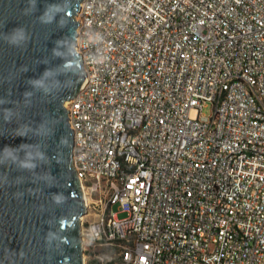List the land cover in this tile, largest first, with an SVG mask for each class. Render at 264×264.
<instances>
[{
  "label": "built area",
  "instance_id": "2783aa9c",
  "mask_svg": "<svg viewBox=\"0 0 264 264\" xmlns=\"http://www.w3.org/2000/svg\"><path fill=\"white\" fill-rule=\"evenodd\" d=\"M74 19L83 250L264 264V0H81Z\"/></svg>",
  "mask_w": 264,
  "mask_h": 264
},
{
  "label": "water",
  "instance_id": "95a60500",
  "mask_svg": "<svg viewBox=\"0 0 264 264\" xmlns=\"http://www.w3.org/2000/svg\"><path fill=\"white\" fill-rule=\"evenodd\" d=\"M81 0H0V264H85L64 102L85 81Z\"/></svg>",
  "mask_w": 264,
  "mask_h": 264
},
{
  "label": "rangeland",
  "instance_id": "374dc122",
  "mask_svg": "<svg viewBox=\"0 0 264 264\" xmlns=\"http://www.w3.org/2000/svg\"><path fill=\"white\" fill-rule=\"evenodd\" d=\"M212 112V104L206 103L202 109L201 113L205 116H209ZM112 211L118 210V204L113 203L111 205ZM118 218L123 219L127 216L126 212H118ZM89 216L85 217L86 219ZM118 252L119 246L114 245H104L91 247L90 245H86V249L83 250L84 261L85 264H117L118 262Z\"/></svg>",
  "mask_w": 264,
  "mask_h": 264
},
{
  "label": "bare ground",
  "instance_id": "6f19581e",
  "mask_svg": "<svg viewBox=\"0 0 264 264\" xmlns=\"http://www.w3.org/2000/svg\"><path fill=\"white\" fill-rule=\"evenodd\" d=\"M64 104H65V103H64ZM83 216H84V215L81 216V220L83 219ZM81 237H82V225H81ZM83 256H84V255H83Z\"/></svg>",
  "mask_w": 264,
  "mask_h": 264
}]
</instances>
